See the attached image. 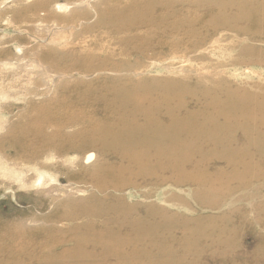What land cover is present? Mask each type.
<instances>
[{
	"label": "bare ground",
	"instance_id": "bare-ground-1",
	"mask_svg": "<svg viewBox=\"0 0 264 264\" xmlns=\"http://www.w3.org/2000/svg\"><path fill=\"white\" fill-rule=\"evenodd\" d=\"M130 1L93 4L95 18L74 12L86 22L73 44L42 54L59 79L55 93L8 142L19 159L44 172H35L41 186L54 173L90 189L85 198L62 192L53 210L34 200L40 212L30 219L40 228L22 220L0 225V264H198L201 253L188 258L181 247L209 242L222 249L232 223L242 230L245 215L257 234L264 232V83L212 76L217 67L264 69V0H179L187 9L170 0ZM87 2L56 6L70 12ZM45 7L39 0L28 8ZM223 32L230 37L220 38ZM184 39L186 49L177 48ZM229 39L234 58L215 62L207 74L150 78L141 67L165 45L175 48L170 56L186 57L211 40ZM109 40L117 50L104 45ZM205 56L193 54L198 61ZM50 156L60 162L47 163ZM134 189L143 190L142 201L115 194ZM161 200L194 214L167 212ZM176 218L183 224L172 233Z\"/></svg>",
	"mask_w": 264,
	"mask_h": 264
},
{
	"label": "rangeland",
	"instance_id": "rangeland-1",
	"mask_svg": "<svg viewBox=\"0 0 264 264\" xmlns=\"http://www.w3.org/2000/svg\"><path fill=\"white\" fill-rule=\"evenodd\" d=\"M37 1L39 0H0V225H3L1 229H4L5 224H15L17 222L19 224L21 220L31 228H40L42 225H39V221L37 222L38 225L33 227L32 225L36 224L32 223L30 219V213L36 215V213L40 212L39 208H36L34 203H32L34 200L43 203L44 208L53 210V201L63 198V196H60L62 192L66 196L73 194L77 198H85L88 196L87 189H90L84 183H74L73 180L66 182L63 180L64 176L54 173H46L47 176L44 179L51 181V183L41 186V182H37L38 175L35 172H39L42 176H44V172L42 170H33L34 162L30 163L27 162V159H19L8 142L9 135L13 136L18 129L27 128L32 123L34 107L40 111V105L45 96L49 97L55 93L56 85L54 84H57L59 79H57L58 77L55 78L54 70L46 69L43 62L45 58L42 57V54H45V50L49 47L58 50L70 47L75 41V35L77 34L78 36L80 34L82 26L86 22L83 18L73 15V13L82 10L90 14V17L95 18L96 13L91 6L97 3L100 4L102 0H88L84 7L81 9L75 8L70 12L69 10L61 12L56 5L63 3L72 4L77 2V0H46L47 7H45V11L30 10L28 7ZM121 1L125 4L131 2L130 0ZM170 1H176L178 7L180 6L179 8H183V6L184 9L190 8L189 5L180 4L179 0ZM167 5L175 6L172 3ZM178 7L175 6V8ZM46 10L57 13L56 15L59 17H48ZM179 36L180 39L184 38L182 33ZM224 36L230 37V35L223 32L220 38ZM83 39L89 40L91 37H84ZM185 40H181L177 48L186 49ZM230 41L231 39L219 43V41L216 42L214 40V43L211 40L205 43L206 46L199 51L192 52L193 54L206 55L204 61L196 60L192 53L186 57L181 56L180 52L176 53L178 54L177 56H170L175 48L171 46L167 48V45H165L164 50L159 49V53L151 60L142 63L141 67L146 70L145 76L150 78L174 77L182 79L187 74L185 72L189 70H197L200 74H207L206 71L210 72L213 69L211 65H215V62L228 61L234 58L235 53L228 51L233 46ZM104 45L114 50L118 48L116 42L111 40L104 43ZM222 53L225 54L222 55ZM121 58L125 59L124 57ZM249 60L254 59L249 58ZM246 61L248 62L247 59ZM41 66L44 68H41ZM214 72L212 71L213 78L223 77L234 82V84L264 83V69L253 68L252 66L239 70L232 67L228 69L217 67ZM50 131L48 128L47 132ZM27 155L30 157L29 152H27ZM45 155H48V152L43 154V156ZM51 156L48 160H45L48 161L47 163L59 161L55 160V157L52 159ZM69 161L65 162V164H69ZM81 161L80 165L87 168L88 166L83 162L81 163ZM83 176L88 175L84 174ZM166 190L168 188L159 189L158 192L162 195ZM142 191L141 189H134L115 194L124 197L123 199L129 202H136L143 200L138 196L142 194ZM148 192L153 193L154 191L151 189ZM177 193L189 196L187 192L184 194L183 191H178ZM169 195L170 193H166V196ZM160 198L162 199V197ZM152 200L155 201L154 198L150 199V201ZM158 203L167 212L183 213L188 216L194 214L193 211L184 207H174L172 203H166L162 200L158 201ZM193 206L197 208L196 205ZM203 213L204 211H201V215ZM176 220L175 225H168V231L172 233L178 232V226L183 224V222H181L182 219L180 218H176ZM67 224L72 225V222H67ZM232 224L234 225L232 230H235L229 235L231 241L223 243L222 249L210 248L209 242L207 245L201 244L202 247L197 246L194 242L191 243V247H181V250H183L181 255L185 256L186 253H190L191 255L187 257L193 258L194 255L201 253L199 258L201 263L198 264H264V232L257 234V230L250 225L249 218L246 215L244 221L240 223L243 224L242 230L239 229L238 220ZM160 233L162 232L158 233L161 236ZM211 235H214V233L207 234L205 237L209 238ZM33 236L36 235L31 237ZM177 236L179 237L180 235ZM66 247L68 246L66 245ZM164 248H167V246L164 245ZM174 248L177 249L178 247ZM174 248L173 250H175ZM223 248H225V251L213 252V250H223Z\"/></svg>",
	"mask_w": 264,
	"mask_h": 264
}]
</instances>
